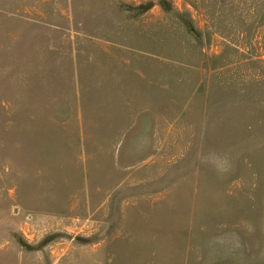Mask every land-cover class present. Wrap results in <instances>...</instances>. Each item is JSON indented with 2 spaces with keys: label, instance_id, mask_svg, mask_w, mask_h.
<instances>
[{
  "label": "rangeland",
  "instance_id": "1",
  "mask_svg": "<svg viewBox=\"0 0 264 264\" xmlns=\"http://www.w3.org/2000/svg\"><path fill=\"white\" fill-rule=\"evenodd\" d=\"M0 264H264V0H0Z\"/></svg>",
  "mask_w": 264,
  "mask_h": 264
},
{
  "label": "crops",
  "instance_id": "2",
  "mask_svg": "<svg viewBox=\"0 0 264 264\" xmlns=\"http://www.w3.org/2000/svg\"><path fill=\"white\" fill-rule=\"evenodd\" d=\"M125 131H123L121 134H124Z\"/></svg>",
  "mask_w": 264,
  "mask_h": 264
}]
</instances>
